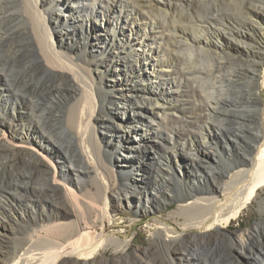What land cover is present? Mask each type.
I'll list each match as a JSON object with an SVG mask.
<instances>
[{
  "label": "bare ground",
  "instance_id": "1",
  "mask_svg": "<svg viewBox=\"0 0 264 264\" xmlns=\"http://www.w3.org/2000/svg\"><path fill=\"white\" fill-rule=\"evenodd\" d=\"M24 1L28 8L15 11L10 9L13 0H0V102L10 109L12 120H19L22 132L16 137L27 145L21 149V159L14 155L13 147L0 145V240L9 238L6 230L13 232L12 214L18 211V205H29L32 198L43 201L46 195L53 200L59 188L45 168L56 170L52 155L59 147H67L62 143L69 147L75 144L71 148L76 158L69 157L67 167L74 169L79 182L80 171L95 176L102 191L98 218L111 220L105 194L108 182L92 123V119L105 118L107 139L127 151L122 156L118 154V161L135 155L137 149H148L157 155L155 177L163 170L169 178L164 154L171 150L176 161L181 154L188 156V166L213 180L204 187L187 189L180 178L173 190L170 188L171 199L177 197L183 203L178 210L183 218V233L163 224L166 238L159 234L162 244L177 245L178 251L179 244L183 245V257L191 264H230L241 255L251 264H264V222L245 230L236 229L232 245L225 241V224L237 218L256 189L264 185V28L259 20L264 15V1L248 7L224 0L230 8L240 9L243 17L232 29L231 15L225 16L209 0H198L206 3L205 11L197 5L195 13L186 12L181 17L189 21L188 26L183 22L171 24L176 57L161 56L154 20L128 9L126 0H21ZM190 1L156 0L155 9L167 14L175 3L184 7ZM8 20L15 23L7 25ZM69 21L78 22L81 27L83 40L78 43L65 36L68 31L77 30L75 26L66 27L67 30L60 26ZM9 37L18 38L11 41L13 44L9 42L10 47L6 41ZM88 47L93 50H86ZM201 53L208 57L201 60ZM234 60L241 63L223 69ZM102 78L113 86V93L103 91ZM67 89L72 91L69 97L79 96V104L68 110L61 102ZM180 96L191 97L185 103H177ZM242 103L246 108H239ZM158 110L162 114L157 117ZM166 111H171V115L161 117ZM66 116L70 127L62 123ZM147 119L157 121L155 130L163 125L168 135L139 148L143 134L138 132ZM232 120L257 122L260 130L252 133L239 124L238 128L231 127L228 123ZM39 130L43 135H37ZM46 130H58L62 143ZM212 149L213 153H208ZM235 150L242 152L238 161L242 167L236 170L239 165L230 158ZM215 161L224 167L218 168ZM130 170L135 173H127L119 188L126 196L137 193L139 189L132 186H144L147 176L142 161L134 163ZM132 175L138 184L130 182ZM60 188L66 195L74 193L65 186ZM51 190L55 192L53 196ZM154 191L158 196L159 189ZM66 204L65 212L58 215L74 214ZM29 206L32 217L27 228L34 232L44 219L51 222L58 216H42L44 206ZM4 218H8V223ZM60 227L54 223L46 230ZM187 230L191 231L184 236ZM107 242L120 244L124 252L129 243L119 238L107 239L102 233L93 237L85 225H77L62 240L54 241L52 250L38 257L31 255V234L29 240L18 239L10 249H0V264H54L57 259L62 264H95ZM152 249L146 247L142 251L149 254ZM134 261L133 264H152L140 253L135 254Z\"/></svg>",
  "mask_w": 264,
  "mask_h": 264
},
{
  "label": "rangeland",
  "instance_id": "2",
  "mask_svg": "<svg viewBox=\"0 0 264 264\" xmlns=\"http://www.w3.org/2000/svg\"><path fill=\"white\" fill-rule=\"evenodd\" d=\"M257 1L261 0H231L232 4L244 3L243 5L248 7L250 3H257ZM13 2L14 5H12V8H10L11 10L23 11L25 8H28L25 1L21 2V0H13ZM155 2L156 0H126L125 3L126 7H128V9H132L133 12H140V15L146 17L147 19L154 20V23L156 24L155 29L157 31L158 41L161 43L163 51V55L161 56L176 57L175 52L172 49L174 45L175 34H172L174 27L171 24L174 23V25H178V23L183 22L188 26L189 21L183 20L181 17H183L186 12L195 13L197 11V5H201L205 11V8L207 7L205 5L206 3H200L198 0H191L189 4L185 3L184 7H181L175 3V6L171 7L170 11L167 10L169 13L164 14L163 12L155 9ZM211 2L217 4V8H219L221 13L225 14V16L227 14L231 15L233 21H229L230 28L234 29L236 26V21L243 19L240 9L230 8L229 5L224 2V0L208 1V3ZM91 3L93 4L94 2L91 1ZM172 15L173 17H171ZM262 16L263 18L261 19ZM163 17H165V22H163ZM261 17L259 18V20L262 22V25L260 26H263L264 28V15L261 14ZM10 22L11 24H9ZM13 22L14 20H8L7 25L11 26ZM77 25L78 22L71 21H69V23L60 25L61 28L65 30H67L66 27L69 26H75V28L78 30L68 31V33L65 34L67 40H71L72 42L76 43H78V41L80 42V40H83L81 27H78ZM126 32H129V29H127ZM15 38L17 37H13L11 40L9 37L8 39L10 41L8 39L6 40L7 46L13 44L11 41L14 42L16 40ZM255 44L259 45L257 42ZM82 48L84 49V47ZM81 50L82 49H80V51ZM86 50L93 49L92 47H88ZM94 50L99 51V48H95ZM257 51L259 52V50ZM205 57H208L207 54L201 53L200 59H205ZM237 62L241 63V61L234 60L232 64H226L227 68L225 66L223 69H228L231 66L235 67L233 66V63ZM106 79L102 78V80H105L103 91H105V93L111 94L113 93V86H108ZM0 85L2 86V84ZM71 93L72 91L67 89L66 94L61 97V102L63 101L64 108L67 110L70 108L73 109L74 106L79 104V96L71 98L69 97ZM262 93L264 95V88L262 89ZM188 97L191 96L178 97L177 103H185L187 99H189ZM152 105L156 108H159V104L157 103L153 102ZM245 106V103H242L239 108H246ZM0 110L2 111V115H0V145H10L15 149L13 152L14 155L21 159L23 153L21 152V149L27 147V145L22 142L21 139L16 137V135L22 132V126L18 125V123H20L19 120H12L10 109L7 108L3 102H0ZM161 112L159 110L156 111V116L158 117L159 114H162ZM167 112L168 111L163 113L161 117L165 115H171V111L168 113ZM156 116L154 117L155 120H157ZM155 120L147 119L145 125L139 130L138 133L143 134V140L141 139L139 148L144 143L149 144L156 139L159 141L168 135V132H166V129L163 125H160L158 129L155 130L157 127V121ZM51 122L53 123V121ZM62 123L67 127L71 126L70 120L67 118V116L63 119ZM92 123L95 125V139L100 147L99 157L102 159L103 169L105 170H103V172L108 182V188L105 194L111 220H109V218L104 220L98 218V210H100L102 206V200L100 202L99 196L102 191L98 187L95 176L88 174L84 175V173L80 171L82 182H79L76 178L74 169L67 167L68 158H76L75 151L71 148L74 147L75 144L72 143V145L70 144L69 147L67 143H62L60 141V135L57 132L58 130L52 132L50 130H46L47 133H52V138H55L57 141L59 140L58 142L67 146L65 148L59 147L53 152L52 162L54 160L56 161V170L52 171L49 168L42 167L47 170L45 173L48 177L53 179L55 186L59 189H57V193L54 196L53 194L55 192L52 190L50 191L51 196H53V200L48 199V196L46 195L43 201L32 198V202L29 205H32V208H35L36 204H39L41 209L44 206V210H41L42 216L45 214L47 215L48 213L58 215V213L61 214L65 212V204L68 201L66 205L72 208L74 214L67 217L58 215L57 218H55V221L51 222L50 220L44 219L41 226L36 229L37 232H34L27 228L32 217L30 213L31 206L26 204H23L22 206L18 205V211L12 214V216L15 218L12 221L13 232L10 229L6 230L7 234H9V238L3 237L0 240V249H10L18 241V239L25 241L29 240V237L32 234L34 238V246L30 248L32 250L31 255H37L38 257L43 256L45 252L52 250L51 246L53 245L54 241L62 240L66 234L72 232L77 225H85L87 230L90 232V235L93 237H97L98 234L102 233V235H104L107 239L119 238L122 241H129L125 252L120 249V244L118 245L116 243L107 242L105 247L101 249L99 254H97L96 258L98 260L95 264H133L135 263L134 260L136 253H140L145 256L146 260L152 264H191L189 260L183 257V245L179 244L180 248L178 251L176 250V247H178L177 245L172 247L162 244L159 238L160 233L163 234L164 238H166V232L162 229L163 224L169 228L176 227L177 232L183 233V225H181L183 218L178 213L179 206L183 203L180 198L173 197L171 199L169 190L170 188L173 190L176 181H178L180 178L182 179L180 181L181 185L187 189L204 187L203 185H207L208 181L212 183L213 180L210 179L208 175V178H205L203 175L197 174L191 166H188L186 164L187 159H189L188 156L186 158L185 155L181 154V156L178 158L179 160L176 161L171 150H167L166 156L164 154V163H167L169 166V178L163 170H161L160 174L156 175L155 177V159L157 155L151 150L137 149L134 151L135 155L129 157L127 156V158H123V160L121 159L118 161V154L122 156L127 154V151L120 150L119 147H115L107 139L109 130L107 120L105 118L100 119L99 121L92 119ZM238 124L242 126L241 128L243 130L250 131L252 133H257L260 130V124L257 122H240L237 120H232L228 123L229 126L234 128H238ZM247 128H250V130ZM40 134L43 135V132L41 130L37 131V135L40 136ZM135 139H137V137H135ZM215 148L220 151V147L215 146ZM207 150L209 149L207 148ZM208 153L212 154L213 149ZM240 155H242V152L235 150L231 152L230 158L238 164V161L241 159ZM223 157L226 158L227 155L223 154ZM1 159L2 157H0V162L2 161ZM137 161H142L144 168L146 169L147 176L144 181V186H142L143 184L137 187L136 185L132 186V188L135 187L139 190H136L137 193L135 194L126 196L125 191H120L119 189L121 187L120 183L123 179H125L127 173H135V171H131L130 169ZM214 164L218 166V168L224 167L223 164L216 161ZM179 165H182V169H179ZM241 167V165L236 166L234 170ZM133 176L134 175L131 176L130 182L132 181L136 184L138 180H136V178L134 179ZM164 178L166 179L163 180ZM155 180H157L158 183L156 185H154ZM224 180L225 177L222 179V181ZM40 183L45 185L47 184V181H41ZM64 186L66 188H70L74 193L66 195V193L60 188ZM154 188L159 189L158 196L153 194ZM162 198H165V200ZM70 200H73L74 202L71 203ZM4 219V221L8 223V218ZM259 222H264V185H261L256 189L255 195L245 205V207L240 212V215L237 218L232 219L228 224H225V241L227 245H232V237L236 229L240 228L245 230L251 228ZM54 223L61 227L55 230H46L49 229V226L53 225ZM189 231L191 230L185 231L184 236H186L187 232ZM38 234H40V238L38 237ZM29 243L30 242H28V244ZM146 247L153 248L149 254H145L142 251L143 248ZM236 261L237 262L230 264H251L250 259L243 255L237 258ZM54 264H62V260L57 259Z\"/></svg>",
  "mask_w": 264,
  "mask_h": 264
}]
</instances>
